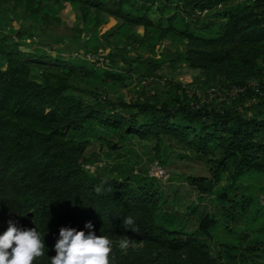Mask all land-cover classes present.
I'll return each instance as SVG.
<instances>
[{"label": "trees", "instance_id": "1", "mask_svg": "<svg viewBox=\"0 0 264 264\" xmlns=\"http://www.w3.org/2000/svg\"><path fill=\"white\" fill-rule=\"evenodd\" d=\"M65 5L77 12L76 39L85 35L81 55L38 53L34 37L60 23ZM12 14L29 27L5 28ZM109 19L115 24L101 32ZM168 60L198 71L199 85L157 75ZM138 78L132 101L106 85ZM252 81L264 91V0H0V231L8 220L46 229L45 255L33 264H49L61 227L86 221L113 241L111 264H264V98L253 86L231 101L207 102L202 91ZM133 139L150 144L166 181L184 182L200 201L212 197L211 211L191 207L195 230L160 223V180L134 175V166L84 165L92 141L117 152ZM129 215L135 233L123 224ZM221 217L241 222L252 240L215 241L219 225L234 233Z\"/></svg>", "mask_w": 264, "mask_h": 264}, {"label": "rangeland", "instance_id": "2", "mask_svg": "<svg viewBox=\"0 0 264 264\" xmlns=\"http://www.w3.org/2000/svg\"><path fill=\"white\" fill-rule=\"evenodd\" d=\"M77 12L72 10L69 5H65L58 13L60 18L59 24H51L47 27H42L41 30L43 34L38 37H34V46L35 50L38 53L47 52L51 57L56 55L61 56L64 54L63 50L67 49L72 52L74 55H81L79 45H81L82 39H85L84 33H80L79 39H76L77 32L75 29L80 27V23L76 22ZM8 21H3L2 24L4 27L8 25L13 26L17 29L19 24H23L25 28L29 27L31 23L30 19H17L13 14ZM19 20V21H18ZM115 24L113 19H109L106 24L101 27V32L111 28ZM77 25V26H76ZM189 27L197 31L198 34L208 36L209 34L203 31L202 26L195 23L189 22ZM217 24H213L212 28L217 29ZM40 30V31H41ZM117 38L111 37L110 42L113 43ZM50 47H53L51 50ZM57 48V50H55ZM102 51V50H100ZM91 56V55H90ZM102 60L101 56H94V61ZM167 59H165L166 61ZM91 61V62H94ZM100 63V62H98ZM157 75L163 77L164 80H172L180 82L184 85H199L198 81L201 79V76L198 71H192L183 66L173 67L171 66L169 60L165 62L161 69L157 70ZM198 80V81H196ZM142 81L141 78L117 80L116 82L107 80L106 85L109 89L114 87L119 89V92L116 95H122L127 101H132L139 92V88L135 86V82ZM155 86V85H154ZM203 88V87H202ZM191 89L194 90V87ZM205 88L202 89L204 91ZM150 144L146 146L144 143L138 142L133 139L127 143L121 144L120 149L117 152L108 150L104 145L97 141H92L83 157L84 165L90 171H93L95 167H107L114 168L116 165H125V166H134V175L141 173L142 176L146 174L148 177V171L155 162L152 160V155L150 151ZM168 176V173H167ZM158 179V178H156ZM164 178H160L159 188L163 191L164 197L166 198L165 210L167 213H164L163 216H160V223L168 229L171 230H182L184 232H190L196 229L198 219L195 215L190 214L191 207L199 205V209L211 211L212 205L210 204L211 196L203 197V200L197 198V192L191 187L187 186L182 181H166ZM264 179H261L263 182ZM163 186V187H162ZM164 209H162L163 211ZM171 214V215H170ZM176 215V216H173ZM219 216V215H218ZM224 217V216H223ZM221 217V225H226L231 229H234V233H227L223 231L222 227L219 225L215 229L213 235L215 241H230V242H239L242 246L246 245L253 238V232L243 231L238 224L230 225L228 222L224 221ZM212 249L215 248V243H210Z\"/></svg>", "mask_w": 264, "mask_h": 264}, {"label": "clouds", "instance_id": "3", "mask_svg": "<svg viewBox=\"0 0 264 264\" xmlns=\"http://www.w3.org/2000/svg\"><path fill=\"white\" fill-rule=\"evenodd\" d=\"M95 191L99 193L100 187ZM123 224L130 232L138 228L132 216H126ZM94 225L86 221L81 230L61 227L58 238L52 245L55 255L48 257L49 264H111L113 241L107 235H97ZM36 227H22L8 220L5 230L0 231V264H33L37 257L45 255L44 236ZM131 239L123 235L118 241L119 249L127 250Z\"/></svg>", "mask_w": 264, "mask_h": 264}, {"label": "built area", "instance_id": "4", "mask_svg": "<svg viewBox=\"0 0 264 264\" xmlns=\"http://www.w3.org/2000/svg\"><path fill=\"white\" fill-rule=\"evenodd\" d=\"M202 15V14H201ZM85 58L89 61H94V57L90 55H85ZM253 86L254 91L260 98H264V91H261V86L257 82H248L244 86L237 87V86H228V87H208L205 88L203 91V96L206 98V101L210 100H220V99H227V100H234L240 94L245 93L246 90L250 89ZM197 90H195L196 92ZM148 174L150 178H164L163 180L167 179V174L159 165L154 163L151 165ZM260 202L264 203V196L260 197Z\"/></svg>", "mask_w": 264, "mask_h": 264}, {"label": "bare ground", "instance_id": "5", "mask_svg": "<svg viewBox=\"0 0 264 264\" xmlns=\"http://www.w3.org/2000/svg\"><path fill=\"white\" fill-rule=\"evenodd\" d=\"M203 102V101H202Z\"/></svg>", "mask_w": 264, "mask_h": 264}]
</instances>
